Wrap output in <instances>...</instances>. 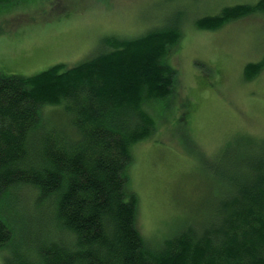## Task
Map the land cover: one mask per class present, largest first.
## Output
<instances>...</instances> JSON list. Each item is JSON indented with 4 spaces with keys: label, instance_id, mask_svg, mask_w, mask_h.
<instances>
[{
    "label": "trees",
    "instance_id": "obj_1",
    "mask_svg": "<svg viewBox=\"0 0 264 264\" xmlns=\"http://www.w3.org/2000/svg\"><path fill=\"white\" fill-rule=\"evenodd\" d=\"M10 4L24 5L0 0V8ZM259 11L264 0L197 25L216 31ZM168 29L134 41L113 37L105 53L72 68L0 75L4 264H264V139L245 135L219 158L201 159L208 192L196 217L159 240L138 227L129 169L176 85L177 71L162 60L179 37ZM263 66L249 64L245 77ZM29 193L38 209L32 219L18 210Z\"/></svg>",
    "mask_w": 264,
    "mask_h": 264
},
{
    "label": "rangeland",
    "instance_id": "obj_2",
    "mask_svg": "<svg viewBox=\"0 0 264 264\" xmlns=\"http://www.w3.org/2000/svg\"><path fill=\"white\" fill-rule=\"evenodd\" d=\"M22 1L20 7L0 8L3 76L75 67L105 53L113 37L127 42L154 31L164 36L170 27L178 31L176 45L162 59L177 71L176 85L158 105L154 133L134 147L129 169L138 227L146 239L159 240L178 221L197 216L208 192L201 159L219 158L245 135L264 139V66L245 77L249 64L264 60V12L216 31L197 25L223 9L258 0ZM226 163L224 158L221 167ZM20 202V213L32 219L38 209L30 193Z\"/></svg>",
    "mask_w": 264,
    "mask_h": 264
}]
</instances>
